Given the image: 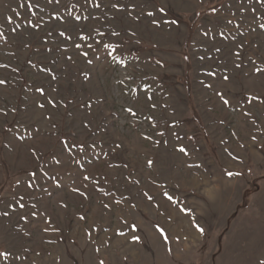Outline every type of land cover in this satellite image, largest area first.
<instances>
[{"label": "rangeland", "instance_id": "rangeland-1", "mask_svg": "<svg viewBox=\"0 0 264 264\" xmlns=\"http://www.w3.org/2000/svg\"><path fill=\"white\" fill-rule=\"evenodd\" d=\"M261 70L264 0H0V264H264Z\"/></svg>", "mask_w": 264, "mask_h": 264}, {"label": "snow or ice", "instance_id": "snow-or-ice-1", "mask_svg": "<svg viewBox=\"0 0 264 264\" xmlns=\"http://www.w3.org/2000/svg\"><path fill=\"white\" fill-rule=\"evenodd\" d=\"M161 11H163V9H161ZM149 15H152V13H149ZM85 55H87L86 53H85ZM261 71H264V70H261ZM0 83H2V81H0ZM224 103L225 104H228L229 103V101L228 100H224ZM129 111H131L130 109H129ZM181 151L183 152L184 151V149H181ZM229 175H231V174H229ZM86 179H87V177H85ZM201 232L203 231V229H199ZM160 231H161V233L163 234V230L162 229H160ZM101 264H103V261H101Z\"/></svg>", "mask_w": 264, "mask_h": 264}, {"label": "trees", "instance_id": "trees-1", "mask_svg": "<svg viewBox=\"0 0 264 264\" xmlns=\"http://www.w3.org/2000/svg\"><path fill=\"white\" fill-rule=\"evenodd\" d=\"M218 6H210V7H208L207 8V12L209 11L210 13H213L215 10H216V8H217Z\"/></svg>", "mask_w": 264, "mask_h": 264}]
</instances>
